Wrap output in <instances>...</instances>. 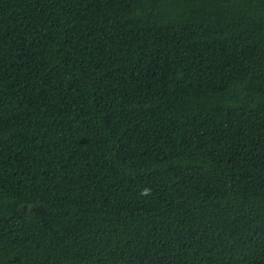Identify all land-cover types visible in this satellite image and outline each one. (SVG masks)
<instances>
[{"label": "trees", "instance_id": "trees-1", "mask_svg": "<svg viewBox=\"0 0 264 264\" xmlns=\"http://www.w3.org/2000/svg\"><path fill=\"white\" fill-rule=\"evenodd\" d=\"M0 264H264V0H0Z\"/></svg>", "mask_w": 264, "mask_h": 264}, {"label": "bare ground", "instance_id": "bare-ground-1", "mask_svg": "<svg viewBox=\"0 0 264 264\" xmlns=\"http://www.w3.org/2000/svg\"><path fill=\"white\" fill-rule=\"evenodd\" d=\"M89 120V119H88ZM51 166V165H50ZM35 253V252H34Z\"/></svg>", "mask_w": 264, "mask_h": 264}]
</instances>
